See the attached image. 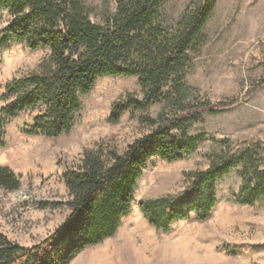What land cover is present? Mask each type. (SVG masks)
<instances>
[{"label": "rangeland", "instance_id": "374dc122", "mask_svg": "<svg viewBox=\"0 0 264 264\" xmlns=\"http://www.w3.org/2000/svg\"><path fill=\"white\" fill-rule=\"evenodd\" d=\"M81 1L91 20L106 26L129 0ZM204 1L161 0L158 22L172 32ZM214 1L200 41L188 51L177 77L181 88L175 89L173 76L163 85L160 98L143 109H127L119 122L109 121L116 104L129 97L138 101L147 97L139 76L98 77L91 92L81 96L72 129L56 138L28 133L37 111L15 117L0 114V168L8 167L20 181L14 190L0 187L3 233L23 246L51 235L70 212L63 174L79 168L86 151L122 154L129 144L176 116L184 104L234 102L230 109L205 114L189 125V135L198 137L190 155L176 161L152 157L115 236L86 248L70 264H264V197L253 205L234 200L242 165L217 183V203L206 220L191 212L165 232L152 226L139 207L142 201L184 190L187 172L206 169L214 157L237 143L259 141L264 163V0ZM12 19L9 8L0 6V39ZM50 56L48 47L32 50L26 42H1L0 96L12 79L39 72ZM182 90L186 92L181 95ZM6 103L0 100V109ZM215 136L230 140L218 143Z\"/></svg>", "mask_w": 264, "mask_h": 264}, {"label": "trees", "instance_id": "16d2710c", "mask_svg": "<svg viewBox=\"0 0 264 264\" xmlns=\"http://www.w3.org/2000/svg\"><path fill=\"white\" fill-rule=\"evenodd\" d=\"M0 6L9 8L13 17L0 43L10 39L26 42L32 50H51L49 62L39 72L6 85L0 100L8 103L0 114L15 117L26 110L37 111L28 133L56 138L72 129L81 96L91 92L98 77L139 76L148 90L145 100L129 97L116 104L111 123L119 122L127 109H143L160 98L163 85L173 76L175 89L181 88L177 77L188 51L199 43L215 1L200 3L172 32L158 22L161 0H129L106 26L90 19L81 0H0ZM128 61L135 63L125 66ZM233 104H184L176 116L129 144L122 154L86 151L82 165L63 174L70 195L66 219L32 246L20 245L0 230V264H70L86 248L115 236L122 218L130 213L136 184L148 161L155 156L176 161L190 155L198 137L189 135V125ZM213 140L223 143L230 138L215 136ZM262 152L259 141L237 143L214 157L206 169L187 172L184 190L142 201L139 207L152 226L165 232L191 212L196 219L206 220L217 203V183L239 165L242 182L234 200L253 205L264 197ZM19 185L14 172L0 168V187L14 190Z\"/></svg>", "mask_w": 264, "mask_h": 264}]
</instances>
